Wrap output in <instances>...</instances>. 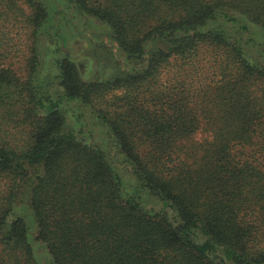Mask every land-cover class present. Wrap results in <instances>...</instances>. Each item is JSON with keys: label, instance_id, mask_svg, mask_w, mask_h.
<instances>
[{"label": "trees", "instance_id": "1", "mask_svg": "<svg viewBox=\"0 0 264 264\" xmlns=\"http://www.w3.org/2000/svg\"><path fill=\"white\" fill-rule=\"evenodd\" d=\"M24 2L0 13V264H264V0Z\"/></svg>", "mask_w": 264, "mask_h": 264}, {"label": "rangeland", "instance_id": "2", "mask_svg": "<svg viewBox=\"0 0 264 264\" xmlns=\"http://www.w3.org/2000/svg\"><path fill=\"white\" fill-rule=\"evenodd\" d=\"M3 5L5 7H3ZM27 10V5L24 0H16L14 4L10 3L9 0L0 1V13H4V15H15L20 18L27 12ZM88 27L92 29V34L95 36L107 32L106 28L104 29L102 25L95 26L94 22L88 23ZM70 34L71 35L68 37L66 48L64 47L63 50H65V52L67 51L71 58L80 64L81 72L83 73L84 78L91 79L95 74V71H100L99 74H102L101 77H107L115 68L114 64H111L110 61L106 60L108 55L104 54L101 49H96L94 46L87 43L83 38L76 35L77 33L75 34L74 32H71ZM112 95L113 94L110 93L104 99L107 100V98ZM67 122L69 124H74L73 118L70 115L67 116ZM205 136L206 134L203 130H200L195 134L193 140L202 141ZM102 139H104V137H102ZM126 177L130 180L133 179L131 176H128L127 173ZM16 208L18 209V207ZM21 214L24 216V220L28 226L29 237H31L32 227H34L31 212H21Z\"/></svg>", "mask_w": 264, "mask_h": 264}, {"label": "water", "instance_id": "3", "mask_svg": "<svg viewBox=\"0 0 264 264\" xmlns=\"http://www.w3.org/2000/svg\"><path fill=\"white\" fill-rule=\"evenodd\" d=\"M62 48H64V47H62Z\"/></svg>", "mask_w": 264, "mask_h": 264}]
</instances>
